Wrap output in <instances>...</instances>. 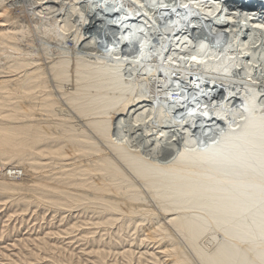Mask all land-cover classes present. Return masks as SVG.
Segmentation results:
<instances>
[{
    "label": "bare ground",
    "instance_id": "bare-ground-1",
    "mask_svg": "<svg viewBox=\"0 0 264 264\" xmlns=\"http://www.w3.org/2000/svg\"><path fill=\"white\" fill-rule=\"evenodd\" d=\"M85 62L94 79H104L97 94L78 75ZM108 79L123 90L120 104L102 92ZM256 146L264 152V5L0 0V208L6 196L23 216L41 206L70 213L38 233L16 235V252L5 257L21 264H215L225 234L264 205V196L249 199L251 181H264ZM204 157L238 180L245 217L216 228L211 222L193 236L190 220L206 217V208L167 201L146 167L166 174ZM17 165L26 171L22 181ZM74 232L88 247L74 252L61 244ZM258 244L264 249V238ZM236 245L248 253L247 242Z\"/></svg>",
    "mask_w": 264,
    "mask_h": 264
},
{
    "label": "rangeland",
    "instance_id": "rangeland-1",
    "mask_svg": "<svg viewBox=\"0 0 264 264\" xmlns=\"http://www.w3.org/2000/svg\"><path fill=\"white\" fill-rule=\"evenodd\" d=\"M85 64L87 65V69L86 70H81L80 72H78V75L79 76H81L83 79H85V82L87 83V86H88V89L92 92V93H94V94H97L99 91H98V89H97V87L99 86L98 85V81L99 82H101V83H104V79L102 78V77H99V78H96V79H94V68L91 66V65H89V64H87L86 62H85ZM65 67H69V68H73V69H78L76 66H67V65H65V66H63L62 67V69H64ZM108 81V84H107V86L106 87H104L103 89H102V92L103 93H108L109 94V97L107 98V101H109L111 104H115V103H118V104H120L121 102H119L120 101V99H118L120 96H121V93H123V90H120V86H118L117 84H115L114 82H113V80L112 81H110V79H108L107 80ZM111 90H113V91H111ZM118 99V100H117ZM12 165H6L5 166V168L7 167V168H10ZM16 166V165H15ZM17 167L18 168H20L21 170H23L24 171V174L20 177V178H15L17 181H22L23 179H25V177L24 176H26V171L24 170V167L22 166V165H17ZM23 168V169H22ZM4 200H6V205H2L1 206V208H0V244H1V246H0V256L3 254V256L2 257H0V264H21V262H19V261H14L15 260V258H13V257H11V256H6L5 257V255H4V253H7V254H13V252L15 251L16 252V249H14V247H12L11 246V244H13V241H15V239H17L18 237V235H19V237L21 238L22 236L21 235H25V234H28V233H38L39 231H40V229L44 226V227H47V226H49L48 224H49V222L50 221H52L53 223H56V224H59L60 223V219H61V217H65V219L66 218H68V216H69V214L70 213H68L67 212V214L66 213H61V212H55V211H53V209H49L48 210V207L47 208H45V210H44V206H41L40 208H30V209H28L27 210V212L24 214V216L21 214L22 213V211H21V213H20V209H19V211H18V208L17 207H14V209H11L10 208V205H9V202L11 201V198H9L8 199V197L6 198V196L3 198ZM8 199V200H7ZM3 201H0V203H2ZM8 205V206H7ZM4 207V208H3ZM8 208H10V209H8ZM15 209H17V211L15 210ZM37 209V210H36ZM15 211V213H14V211ZM42 210V211H41ZM46 210H48L47 211V213L45 214V211ZM52 210V211H51ZM6 211H8V212H6ZM12 213H14L13 214V216H11L10 217V215L12 214ZM33 211V212H32ZM37 211V212H36ZM6 212V213H5ZM10 215H9V214ZM17 213V214H16ZM31 213H32V215H31ZM59 213H61V214H59ZM4 214V215H3ZM21 214V215H20ZM65 214V215H64ZM76 214V213H75ZM7 215H9V216H7ZM48 215V216H47ZM61 215V217H59ZM64 215V216H63ZM30 216V217H29ZM49 217V218H47V217ZM3 217V218H2ZM29 219H28V218ZM38 218V219H36V218ZM40 217V218H39ZM7 218V219H6ZM27 218V219H26ZM47 218V219H46ZM3 219V220H2ZM42 219V220H41ZM49 219V220H48ZM21 220V221H20ZM28 220V221H27ZM35 220V221H34ZM36 220H38V221H36ZM47 221H48V223H47ZM35 222V223H34ZM47 223V224H46ZM3 224V225H2ZM43 226H42V225ZM7 225V226H6ZM14 225H15V227H16V229H15V227H14ZM18 225H19V227H18ZM31 225V226H30ZM6 226V228H4ZM36 226V227H35ZM41 226V228H39ZM10 227V228H9ZM9 228V229H8ZM11 228H14V229H11ZM19 231H18V230ZM27 229V230H26ZM32 229H34V230H32ZM39 230V231H38ZM2 231V232H1ZM21 231V232H20ZM35 231V232H34ZM11 232V233H10ZM9 235V237H7L8 235ZM10 233V234H9ZM19 233V234H18ZM78 233V232H77ZM75 234V232L73 233V234H69V236L70 237H72L73 238V240H72V238H70L67 234H65V235H67V236H65L64 235V238L62 237L59 241L61 242V244H70L69 246H71V249H73L74 250V252L76 251V249H77V251H80L81 250V248H83L84 246L85 247H88V245H87V242L85 243V241H81V240H79L78 238H79V236H80V234L78 233V234ZM11 234H12V236H11ZM21 234V235H20ZM4 235V236H3ZM17 235V236H16ZM74 235H79L78 237L76 236V239H75V236ZM74 236V237H73ZM4 237V238H3ZM11 237V238H10ZM15 237V238H14ZM3 238V239H2ZM11 239V240H10ZM67 239L69 240H71L70 241V243H69V241H67ZM81 241V243L78 241ZM2 240V241H1ZM6 240V241H5ZM13 240V241H12ZM4 241V242H3ZM63 241H64V243H63ZM65 241H67V242H65ZM76 241V242H75ZM83 242H84V244H83ZM11 243V244H10ZM79 243V244H78ZM9 245V247L7 248V249H3V247H5L6 245ZM84 245V246H83ZM3 246V247H2ZM82 246V247H81ZM151 246V245H150ZM2 247V248H1ZM12 247V248H11ZM78 248H80V249H78ZM9 249V250H8ZM7 250V251H6ZM11 250V251H10ZM12 250H13V252H12ZM2 251H4V252H2ZM6 251V252H5ZM76 253H78V252H76ZM7 257H9V258H7ZM11 258H13L14 260H12ZM5 259V260H4ZM1 261L3 262V263H1ZM8 263H7V262ZM12 261V262H11ZM16 262V263H15ZM32 263H35V261L33 262L32 261ZM28 264V263H27Z\"/></svg>",
    "mask_w": 264,
    "mask_h": 264
},
{
    "label": "water",
    "instance_id": "water-1",
    "mask_svg": "<svg viewBox=\"0 0 264 264\" xmlns=\"http://www.w3.org/2000/svg\"><path fill=\"white\" fill-rule=\"evenodd\" d=\"M233 2H235L236 4H238V6L243 7V8H247V9H252V8H256L259 6L264 5V0H231ZM223 149H220L218 151H216L213 156H219L220 154L223 155ZM234 151H237L236 148L234 149ZM212 156V155H211ZM213 159V158H211Z\"/></svg>",
    "mask_w": 264,
    "mask_h": 264
}]
</instances>
